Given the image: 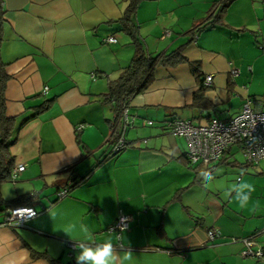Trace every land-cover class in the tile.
<instances>
[{
    "label": "crops",
    "instance_id": "crops-1",
    "mask_svg": "<svg viewBox=\"0 0 264 264\" xmlns=\"http://www.w3.org/2000/svg\"><path fill=\"white\" fill-rule=\"evenodd\" d=\"M128 1L2 0L10 152L24 169L0 183V264H76L71 244L85 225L93 246L111 240L115 264L126 251L124 264H264L241 256L249 236L264 253V159L247 162L232 145L217 162L191 163L185 138L164 127L229 120L247 99L264 113V0H229L223 9L222 0L140 1L134 20L147 53L179 50L183 59L157 64L130 99L132 130L102 96L135 54L119 22ZM119 133L130 145L112 156ZM245 182L254 191L240 189ZM62 188L69 195L55 202ZM29 196L38 215L4 226L6 211ZM124 215L128 228L107 231ZM211 228L219 231L213 240Z\"/></svg>",
    "mask_w": 264,
    "mask_h": 264
},
{
    "label": "built area",
    "instance_id": "built-area-1",
    "mask_svg": "<svg viewBox=\"0 0 264 264\" xmlns=\"http://www.w3.org/2000/svg\"><path fill=\"white\" fill-rule=\"evenodd\" d=\"M103 40L107 43L117 42L114 36H107ZM237 72L236 69L231 71L232 75H236ZM211 82L212 76H206L204 86L209 87ZM251 104L252 101L247 99L240 113L226 121L211 119L205 125H196L190 120L170 119L165 121L164 127L170 134L185 138L188 144L186 156L191 163L208 165L216 162L232 145H238L246 161L253 163L259 159H264V113L253 109ZM122 122L124 128L129 126L127 108L122 110ZM146 124L153 125V121L147 120ZM82 127L80 125L78 130H81ZM126 145V139L121 133L111 147V155L119 153L127 147ZM23 169L24 165L22 164L14 167L11 171V179L14 180ZM68 195V188H62L56 193L58 200ZM29 209L35 212V216L38 215V211L33 207L17 206L6 211L2 224L4 226H24L30 220L27 219L26 222H22L29 215ZM129 221V216H119L114 224L108 226L107 231L119 233L121 230L128 228ZM218 236L219 231L216 228H211L207 231V237L210 240ZM242 242L244 244V249L241 252L243 257L263 258L262 249L260 247L253 248L256 244L253 236L244 238ZM74 245L71 244V248Z\"/></svg>",
    "mask_w": 264,
    "mask_h": 264
},
{
    "label": "trees",
    "instance_id": "trees-1",
    "mask_svg": "<svg viewBox=\"0 0 264 264\" xmlns=\"http://www.w3.org/2000/svg\"><path fill=\"white\" fill-rule=\"evenodd\" d=\"M140 1L142 0H129L125 8L124 15L119 20L122 29L125 30L133 38V42L135 44V54L133 55L129 65L121 71L120 75L116 79L111 80L109 82L107 91L102 95L103 101L108 103L112 107L117 119L122 118V110L128 107L130 99L133 98L138 93H140L141 91H143V89L147 86L149 79L152 76V71L157 64L173 65V63H177L183 59L182 56L180 55L179 50H175L168 54H162V55L160 54L151 55L147 53L143 44L138 39L139 38L138 24L134 20V13ZM228 2L229 0H222L221 2L219 1L217 3V7L220 6V8L223 9ZM3 21H4L3 2L2 0H0V46L3 40V34H2ZM8 79H9V75L6 72V64L1 59V55H0V183L4 181L13 182V179H11V171L14 168V158L10 152V147L13 143V130L15 126H14V118L8 117L5 111V105H6L5 87ZM204 80L201 83V89L206 88V86H204ZM120 135L121 133H119V135L117 134L115 141L118 139ZM128 145H130V143H127L126 146ZM77 183H75L74 185H76ZM31 199H33V197L29 196L28 199H26V201L21 205L31 207L29 205ZM57 200L58 199L56 197L55 202H57ZM15 202L16 200L12 201L11 203L15 204ZM17 206L13 205L9 209ZM243 258H249V257H243ZM263 258H264V253H263ZM255 259L260 260L258 258ZM51 264H60V262L51 261Z\"/></svg>",
    "mask_w": 264,
    "mask_h": 264
},
{
    "label": "clouds",
    "instance_id": "clouds-1",
    "mask_svg": "<svg viewBox=\"0 0 264 264\" xmlns=\"http://www.w3.org/2000/svg\"><path fill=\"white\" fill-rule=\"evenodd\" d=\"M251 188V192L254 191V188L251 184L245 182L239 186L240 189ZM251 192L249 195L244 196L238 201V206L243 208L247 205ZM29 215L22 222H26L27 219H31L35 216V212L31 209L28 210ZM83 232L81 239L73 246V253L76 264H82L83 261H88V264H115L117 259V253L111 240H106L103 243H95L93 246V238L91 232L87 226H82ZM66 232L72 233L75 230L66 228ZM120 264H124L125 261L132 260L131 251H126L121 256Z\"/></svg>",
    "mask_w": 264,
    "mask_h": 264
},
{
    "label": "rangeland",
    "instance_id": "rangeland-1",
    "mask_svg": "<svg viewBox=\"0 0 264 264\" xmlns=\"http://www.w3.org/2000/svg\"><path fill=\"white\" fill-rule=\"evenodd\" d=\"M128 127L130 128V127H132V126H128ZM128 127H127V128H128ZM129 130H132V129L130 128ZM238 157L240 158V154L238 155ZM224 167H228V166H227V165H226V166H223L222 169H223ZM220 175L222 176L223 173H221ZM8 184H11V183L8 182Z\"/></svg>",
    "mask_w": 264,
    "mask_h": 264
}]
</instances>
